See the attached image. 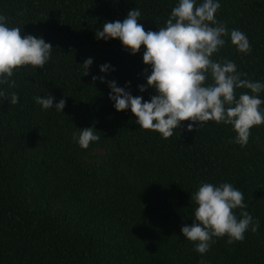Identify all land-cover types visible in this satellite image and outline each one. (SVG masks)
I'll list each match as a JSON object with an SVG mask.
<instances>
[{
	"label": "trees",
	"instance_id": "obj_1",
	"mask_svg": "<svg viewBox=\"0 0 264 264\" xmlns=\"http://www.w3.org/2000/svg\"><path fill=\"white\" fill-rule=\"evenodd\" d=\"M176 2L0 0L7 26L53 47L43 69L21 66L11 77L15 87L0 86L5 97H18L16 104L0 98V264H264V124L250 129L243 147L231 142L230 125L213 121L193 123L191 132L183 121L161 139L108 99L110 80L130 82L127 90L144 100L155 93L137 90L147 68L143 45L129 55L118 40H97L95 32L133 8L141 13L137 23L158 31ZM220 5L218 22L243 32L251 51L237 53L225 36L213 59L234 62L243 79L264 81V0ZM87 58L93 63L84 75ZM105 63L115 70L100 73ZM101 75L105 83L93 80ZM48 94L54 104L65 100L62 113L35 103ZM88 127L101 139L81 149L73 135ZM96 151L101 162L92 160ZM202 182L231 183L259 222L241 242L214 237L203 256L180 233L193 221L192 195Z\"/></svg>",
	"mask_w": 264,
	"mask_h": 264
},
{
	"label": "clouds",
	"instance_id": "obj_2",
	"mask_svg": "<svg viewBox=\"0 0 264 264\" xmlns=\"http://www.w3.org/2000/svg\"><path fill=\"white\" fill-rule=\"evenodd\" d=\"M220 0H177L171 9L165 26L158 31L145 30L137 23L140 10H129L122 20L105 21L101 30L95 32L97 40H118L129 55H135L143 45L142 63L144 84L137 85L140 93L151 88L154 95L144 100L141 95L133 96L130 82L123 87L115 80L107 81L108 99L116 112L130 111L135 123L142 130L159 134L161 139L172 137L181 127V122L189 121L184 130L191 132L205 122L230 125L235 136L231 142L241 147L248 143L250 129L264 124V81L243 79L245 75L237 71V65L230 60H215L214 54L225 45L224 37L234 46L235 51L247 54L251 45L247 36L238 29L228 30L218 22L216 13ZM23 14L22 12L20 13ZM53 47L42 37L21 35L20 27L7 26L6 16L0 14V86L15 87L11 79L14 70L21 66L43 69L48 63ZM93 61L84 60L82 66L87 74ZM99 72L114 71L108 63L99 66ZM211 79V83L206 81ZM105 83L104 75L93 80ZM236 89H247L237 97ZM0 98L11 104L18 102L15 93L5 97L0 88ZM51 94L34 97L42 110L62 113L65 100L55 104ZM91 127L79 129L73 139L81 149L101 139ZM196 207L192 211L191 225L180 229L181 235L194 242V250L203 256L208 252L213 238L227 237L226 243L244 240L245 232H255L258 221L246 211L243 193L231 183L218 185L202 182L192 195ZM240 209L239 218L234 210Z\"/></svg>",
	"mask_w": 264,
	"mask_h": 264
},
{
	"label": "rangeland",
	"instance_id": "obj_3",
	"mask_svg": "<svg viewBox=\"0 0 264 264\" xmlns=\"http://www.w3.org/2000/svg\"><path fill=\"white\" fill-rule=\"evenodd\" d=\"M94 154H95V158L92 159V160L95 161V162H101L102 159H103V152L96 151V153H94Z\"/></svg>",
	"mask_w": 264,
	"mask_h": 264
}]
</instances>
